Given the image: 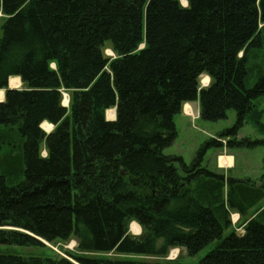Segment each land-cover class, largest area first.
Here are the masks:
<instances>
[{
    "label": "trees",
    "instance_id": "trees-1",
    "mask_svg": "<svg viewBox=\"0 0 264 264\" xmlns=\"http://www.w3.org/2000/svg\"><path fill=\"white\" fill-rule=\"evenodd\" d=\"M186 1L0 0V150L10 153L0 163L24 175L8 184L0 174V245L75 239L78 250L100 253L67 251L74 261L0 253V264H264V159L258 179L226 177L203 163L213 146L264 144L236 139L246 122L264 135V108L255 102L264 96L263 65L247 86L252 50L264 46V0ZM12 76L21 89H8ZM188 102L206 121L236 113L190 163L163 152ZM231 212H250L240 234ZM132 222L139 235L130 233ZM174 248L184 257L137 259Z\"/></svg>",
    "mask_w": 264,
    "mask_h": 264
},
{
    "label": "rangeland",
    "instance_id": "rangeland-1",
    "mask_svg": "<svg viewBox=\"0 0 264 264\" xmlns=\"http://www.w3.org/2000/svg\"><path fill=\"white\" fill-rule=\"evenodd\" d=\"M183 3V0H180ZM184 4V3H183ZM186 5V4H184ZM1 17V14H0ZM263 43H264V32H263ZM105 55L109 57H115V54L111 50V48L106 45L105 46ZM264 66V46L260 49H253L251 57L248 62V68H250V75L247 79V86H253L256 80L258 79V71L259 66ZM17 77V76H15ZM19 80V84L15 86V88L21 89L22 83L19 77H17ZM209 81V78L207 75L203 74L200 76L199 84L200 87H204L206 84V81ZM9 85V84H8ZM10 86V85H9ZM3 90L5 93L4 89ZM65 97V98H64ZM63 101L67 100V95H64ZM1 100V98H0ZM65 100V104H66ZM256 104H260L262 108H264V96L257 99ZM187 106V107H186ZM185 108V110H184ZM112 109L107 110L106 117L107 119H114V117L111 116V114L108 111H111ZM199 113V105L197 102H192L189 104H186L183 106L182 111L174 116V122L176 125L177 130V137L174 140V142L165 150L163 151L167 155H180L183 157L184 161L186 163H190L199 147L208 141L210 137L216 136V134L223 132L224 130L230 128L233 126L236 120V113L234 110H229L227 112V118L222 119L219 121H206L198 116ZM262 122L264 123V117L262 118ZM49 125V126H48ZM41 128L45 132H50L52 130V125L43 122L41 124ZM261 130L258 126H255L251 122H246L245 125L239 130V132L236 135V139H242V138H250L252 141L254 140H260L264 139V135L260 134ZM228 138L223 139L222 143L224 145L226 144ZM231 140L234 141V137H231ZM226 146V145H225ZM9 153L8 147H3L0 150V162L5 158ZM42 154L45 155V151H42ZM219 154H226L228 156L233 157V164L231 168L223 169L221 168L223 164H225L230 158L220 157V162L217 164V157ZM264 159V144L256 145L253 147H242L237 148L235 144H233L231 147H210V149L207 150L205 156H204V165L207 166L208 169L212 171L221 172L226 175V177H232V178H249V179H258L262 173V161ZM225 166V165H224ZM219 167V168H218ZM226 167V166H225ZM221 168V169H220ZM0 174H3L5 176V179L8 184H16L20 180L23 179V172L19 170V167L17 164L12 165L11 167H3L0 163ZM264 201V199H263ZM262 202V201H261ZM260 202V203H261ZM259 203V204H260ZM258 204V205H259ZM256 208V207H255ZM254 208V209H255ZM253 209V210H254ZM251 212V211H250ZM250 212H246L243 216H241L237 212H231L230 213V220L232 223V228L235 229L236 233H242L243 227L242 224L244 220L248 219L251 215ZM138 228L135 224H130L129 231L133 235H139L141 233V228L139 233H135L133 231L134 229ZM229 233V229H227L222 238H224ZM220 242V240H214L210 242L207 246H205L203 249H201L198 254L190 259L189 261H195L199 259L200 257L204 256L206 253H208L210 250L215 248L217 244ZM45 248L41 247H34V246H18V245H0V253H6V254H13V255H19V256H36L43 253H52L68 257L71 259L66 253L67 251L74 253V254H83L87 256H94L99 255L100 253L95 252H83L77 249V243L75 239H70L67 241H55L53 243L45 242L43 241ZM103 255V254H102ZM178 255H182L184 257L185 252L184 249L181 248H174L172 249L169 254L164 258H157L153 256H141L137 257V259H143L148 261H155V260H173L178 257ZM106 256L112 257V258H119L122 257V255L117 254L115 252H109L106 253ZM72 260V259H71ZM187 260V259H185ZM74 261V260H72Z\"/></svg>",
    "mask_w": 264,
    "mask_h": 264
},
{
    "label": "bare ground",
    "instance_id": "bare-ground-1",
    "mask_svg": "<svg viewBox=\"0 0 264 264\" xmlns=\"http://www.w3.org/2000/svg\"><path fill=\"white\" fill-rule=\"evenodd\" d=\"M183 3L186 4L187 3L186 0H183ZM204 82L207 83V80L204 81ZM18 84H19V80H18L17 77L12 76V77L9 78V85H10V87L15 88V86H17ZM0 98H1V100L4 99V91L3 90H0ZM184 110H185V108H184ZM108 112L111 114V116L113 115L112 117L115 116V109H112L111 111H108ZM132 224H135V225L138 226V228L135 227V229L133 231H135V233H139L140 232V226L136 222H132L131 223V226H132Z\"/></svg>",
    "mask_w": 264,
    "mask_h": 264
},
{
    "label": "crops",
    "instance_id": "crops-1",
    "mask_svg": "<svg viewBox=\"0 0 264 264\" xmlns=\"http://www.w3.org/2000/svg\"><path fill=\"white\" fill-rule=\"evenodd\" d=\"M221 154H219L218 156H220ZM226 158H227V160H228V158H230V160H228L225 164H223V165H225L226 167H229V166H232V164H233V157H231V156H228V155H226L225 156ZM219 163V162H218Z\"/></svg>",
    "mask_w": 264,
    "mask_h": 264
},
{
    "label": "water",
    "instance_id": "water-1",
    "mask_svg": "<svg viewBox=\"0 0 264 264\" xmlns=\"http://www.w3.org/2000/svg\"><path fill=\"white\" fill-rule=\"evenodd\" d=\"M181 4L184 6V4L181 2ZM186 5H187V3H186ZM8 89H11V87L8 85ZM115 109V108H114Z\"/></svg>",
    "mask_w": 264,
    "mask_h": 264
}]
</instances>
